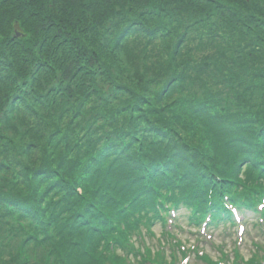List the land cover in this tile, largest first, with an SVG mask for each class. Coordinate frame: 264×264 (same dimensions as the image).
Returning a JSON list of instances; mask_svg holds the SVG:
<instances>
[{
  "label": "trees",
  "instance_id": "obj_1",
  "mask_svg": "<svg viewBox=\"0 0 264 264\" xmlns=\"http://www.w3.org/2000/svg\"><path fill=\"white\" fill-rule=\"evenodd\" d=\"M243 164L264 0H0V264H124L100 247L135 202L204 208Z\"/></svg>",
  "mask_w": 264,
  "mask_h": 264
},
{
  "label": "rangeland",
  "instance_id": "obj_2",
  "mask_svg": "<svg viewBox=\"0 0 264 264\" xmlns=\"http://www.w3.org/2000/svg\"><path fill=\"white\" fill-rule=\"evenodd\" d=\"M152 241L155 242L153 239H152ZM148 244H150V243H148ZM206 248H207V252L206 253L209 256H211L212 258L218 257L219 253H217L215 250L210 249L208 247H206ZM225 249H227V253L230 255V257H232V252H231L230 246H227V248H225ZM10 254H12V253L10 252ZM192 260H194V259L192 258ZM192 260H191V262H192ZM191 264H203V263L200 262L199 260L195 259V261H193Z\"/></svg>",
  "mask_w": 264,
  "mask_h": 264
}]
</instances>
